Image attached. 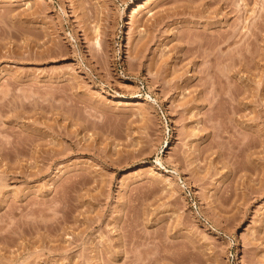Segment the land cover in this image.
I'll return each instance as SVG.
<instances>
[{
  "label": "rangeland",
  "instance_id": "374dc122",
  "mask_svg": "<svg viewBox=\"0 0 264 264\" xmlns=\"http://www.w3.org/2000/svg\"><path fill=\"white\" fill-rule=\"evenodd\" d=\"M0 264H264V0H0Z\"/></svg>",
  "mask_w": 264,
  "mask_h": 264
},
{
  "label": "bare ground",
  "instance_id": "6f19581e",
  "mask_svg": "<svg viewBox=\"0 0 264 264\" xmlns=\"http://www.w3.org/2000/svg\"><path fill=\"white\" fill-rule=\"evenodd\" d=\"M218 5V4H217ZM141 5H138L137 6V10H136V12L137 11H140L139 10V7H140ZM217 7V6H216ZM216 10V9H215ZM251 23V22H250ZM249 23V24H250ZM235 40V31H232L231 33H229V34H225V35H220V36H218L217 37V39L211 44V46L210 47H212V48H216L217 49V47H219V45H220V43H230V42H233ZM159 161V160H158ZM237 171V168L235 167V166H233L232 167V169L230 170V173L231 174H234L235 172Z\"/></svg>",
  "mask_w": 264,
  "mask_h": 264
}]
</instances>
